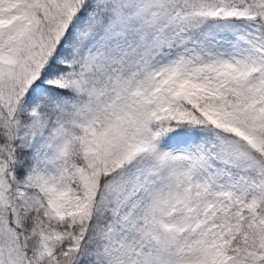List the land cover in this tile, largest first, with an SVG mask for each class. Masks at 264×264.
Returning <instances> with one entry per match:
<instances>
[{
	"label": "snow or ice",
	"instance_id": "1",
	"mask_svg": "<svg viewBox=\"0 0 264 264\" xmlns=\"http://www.w3.org/2000/svg\"><path fill=\"white\" fill-rule=\"evenodd\" d=\"M0 264H264V0H0Z\"/></svg>",
	"mask_w": 264,
	"mask_h": 264
}]
</instances>
